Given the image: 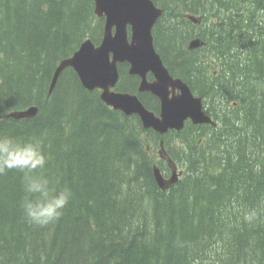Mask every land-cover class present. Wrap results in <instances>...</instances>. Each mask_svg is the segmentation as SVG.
I'll return each mask as SVG.
<instances>
[{"label":"trees","instance_id":"obj_1","mask_svg":"<svg viewBox=\"0 0 264 264\" xmlns=\"http://www.w3.org/2000/svg\"><path fill=\"white\" fill-rule=\"evenodd\" d=\"M152 1L164 11L157 52L216 126L144 129L72 68L48 99L61 61L87 39L100 45L105 20L93 0H0V135L39 140L48 162L36 174L73 193L61 219L38 228L23 215V174L0 175V264H264V0ZM194 39L204 46L189 50ZM119 72L116 90L159 114L127 64ZM32 106L33 119L6 117ZM161 141L183 172L168 190L154 175L171 172Z\"/></svg>","mask_w":264,"mask_h":264},{"label":"water","instance_id":"obj_2","mask_svg":"<svg viewBox=\"0 0 264 264\" xmlns=\"http://www.w3.org/2000/svg\"><path fill=\"white\" fill-rule=\"evenodd\" d=\"M93 1L96 16L105 19L103 40L100 45H96L88 39L72 57L61 61L53 75L48 99L62 73L72 68L86 90L100 91L102 101L116 111L127 116H139L144 129L166 135L170 131L183 130L187 120H191L194 125L215 126L216 123L204 112L203 99L196 97L181 79L171 75L155 48L153 28L162 17L163 10L152 0ZM202 45L199 39H195L189 47L198 49ZM120 64H128L129 75L140 78L139 93H151L159 99V116L148 110L137 95L116 91L120 81ZM149 74L153 75V81H149ZM38 112L39 108L32 106L13 111L6 117L33 119ZM161 145L163 147V142ZM160 155L162 159L167 158L165 150H161ZM168 162L173 170L168 179L159 167H154L156 182L162 190L170 189L179 181L177 165L170 158Z\"/></svg>","mask_w":264,"mask_h":264},{"label":"clouds","instance_id":"obj_3","mask_svg":"<svg viewBox=\"0 0 264 264\" xmlns=\"http://www.w3.org/2000/svg\"><path fill=\"white\" fill-rule=\"evenodd\" d=\"M47 162L44 146L39 140L0 135V175L9 171L23 174V190L31 196L22 202L23 215L29 224L38 228L59 221L73 197L70 188L54 191L47 178L36 174ZM243 219L252 224L257 219V211H248Z\"/></svg>","mask_w":264,"mask_h":264},{"label":"bare ground","instance_id":"obj_4","mask_svg":"<svg viewBox=\"0 0 264 264\" xmlns=\"http://www.w3.org/2000/svg\"><path fill=\"white\" fill-rule=\"evenodd\" d=\"M237 1V0H236ZM236 1H234V2H236ZM255 1V0H254ZM240 2H241V0H240ZM264 2V1H263ZM242 3V2H241ZM260 3V2H259ZM233 4V3H232ZM248 4V3H247ZM262 5H263V3H262ZM250 6V5H249ZM239 7V6H238ZM253 7V6H252ZM240 8V7H239ZM261 8H262V6H261ZM261 8H260V10H261ZM264 8V7H263ZM254 9H256V7L254 8ZM164 12V11H163ZM242 13V12H241ZM163 16V15H162ZM260 16V15H259ZM261 17H262V15H261ZM189 18L192 20V21H194L195 23H199L200 21L199 20H197V17H195V16H193V15H191V16H189ZM246 20V19H245ZM244 35V34H243ZM245 38V37H244ZM249 38H250V36H249ZM237 39V38H236ZM238 41H240L239 39H237ZM236 40V41H237ZM193 41V40H192ZM192 41H190V43L192 42ZM201 41V40H200ZM243 41V40H242ZM190 43H189V45H188V48H189V50H198V49H200L202 46H204V43L201 41V43L203 44L200 48H198V49H190ZM244 43V42H243ZM239 45H241V44H239ZM241 49V48H240ZM246 51H247V49H246ZM169 70V69H168ZM173 76V75H172ZM174 77V76H173ZM175 78V77H174ZM175 79H180V78H175ZM182 80V79H181ZM183 81V80H182ZM184 83H186L185 81H183ZM187 84V83H186ZM188 85V84H187ZM189 86V85H188ZM190 87V86H189ZM191 89V88H190ZM192 90V89H191ZM48 96V95H47ZM109 107V106H108ZM221 128V127H220ZM159 166V165H158ZM161 168V167H160ZM162 169V168H161ZM166 175V174H165ZM182 177V176H181Z\"/></svg>","mask_w":264,"mask_h":264},{"label":"flooded vegetation","instance_id":"obj_5","mask_svg":"<svg viewBox=\"0 0 264 264\" xmlns=\"http://www.w3.org/2000/svg\"><path fill=\"white\" fill-rule=\"evenodd\" d=\"M203 47V46H202ZM201 47V48H202ZM127 66H128V73H129V65L127 64ZM153 80V78L151 79V81ZM143 94H145V93H143ZM154 97V96H153ZM157 101H158V103H159V112H160V107H161V104H160V101L157 99ZM189 124H193L190 120H188V121H186V123H185V127H187ZM178 140V139H177ZM167 149V153L169 154V150H168V148H166ZM167 161V160H166Z\"/></svg>","mask_w":264,"mask_h":264},{"label":"rangeland","instance_id":"obj_6","mask_svg":"<svg viewBox=\"0 0 264 264\" xmlns=\"http://www.w3.org/2000/svg\"><path fill=\"white\" fill-rule=\"evenodd\" d=\"M159 152V151H158ZM159 154V153H158ZM163 167H165V165L163 164Z\"/></svg>","mask_w":264,"mask_h":264}]
</instances>
